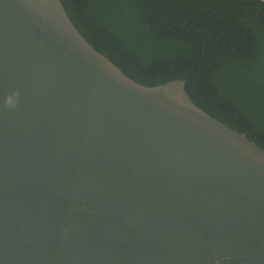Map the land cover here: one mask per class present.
I'll use <instances>...</instances> for the list:
<instances>
[{
	"label": "water",
	"instance_id": "obj_1",
	"mask_svg": "<svg viewBox=\"0 0 264 264\" xmlns=\"http://www.w3.org/2000/svg\"><path fill=\"white\" fill-rule=\"evenodd\" d=\"M186 82L0 0V264H264V148Z\"/></svg>",
	"mask_w": 264,
	"mask_h": 264
},
{
	"label": "trees",
	"instance_id": "obj_2",
	"mask_svg": "<svg viewBox=\"0 0 264 264\" xmlns=\"http://www.w3.org/2000/svg\"><path fill=\"white\" fill-rule=\"evenodd\" d=\"M86 38L147 85L193 100L264 148V0H62Z\"/></svg>",
	"mask_w": 264,
	"mask_h": 264
}]
</instances>
